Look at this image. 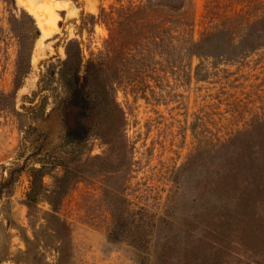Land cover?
<instances>
[{
    "label": "rangeland",
    "instance_id": "1",
    "mask_svg": "<svg viewBox=\"0 0 264 264\" xmlns=\"http://www.w3.org/2000/svg\"><path fill=\"white\" fill-rule=\"evenodd\" d=\"M117 1L15 0L16 13L30 11L41 35L16 89L15 42L0 33V90H16L11 109L0 94V178L15 163L30 120L23 95L36 88L43 62L64 56L66 37L81 39L86 51L100 46L106 27L78 31L80 10L98 13ZM263 2L193 0L187 35L161 39L150 60L137 54L125 61L122 54L114 93L125 125L114 145L121 140L124 150L109 152L94 130L86 155L108 152L105 165L91 164L88 176L63 193L55 182L61 168L54 166L35 200L27 197L30 171L22 170L0 196V264H163L162 251H199L188 264H213V251H264V179L251 167L264 151V45L243 51L233 43L245 34L241 25L264 13ZM8 8L0 0L5 27ZM219 26L229 28L222 34L231 42L204 43L200 57L182 43ZM225 210L231 214L213 215Z\"/></svg>",
    "mask_w": 264,
    "mask_h": 264
},
{
    "label": "trees",
    "instance_id": "2",
    "mask_svg": "<svg viewBox=\"0 0 264 264\" xmlns=\"http://www.w3.org/2000/svg\"><path fill=\"white\" fill-rule=\"evenodd\" d=\"M3 1L9 6L11 17L8 15L6 27L0 24V33H6L15 42L14 80L17 89L31 69L32 51L41 29L35 16L26 8L20 7L17 14L15 0ZM192 5L193 0H140L138 3L118 0L109 6L100 5L98 13L80 10V22L76 24L78 31L94 32L95 24L100 23L106 27L107 35L102 38L100 46L89 47L88 51L78 37H66L64 56H50L43 62L36 88L29 95H23L27 103H22V107L30 120L23 128L15 163L7 167V174L0 178V196L10 190L24 169L30 171L27 197L35 200L43 186V176L54 166L61 168L55 182L63 193L72 182L88 176L91 164L105 165L108 152L86 155L88 139L96 129L109 142L108 151L115 148L120 155L124 150L123 142L120 140L114 145L119 136H123L125 125L123 109L114 93L120 57L123 54L122 58L129 61L138 54L141 60H150L154 48L161 46V39L174 38L176 33L187 35L193 21ZM240 28L245 34L233 43L241 45L243 51L264 45V13ZM228 29L212 27L199 39L191 35L182 43L195 48L191 55L200 57L196 50L204 43L218 48L231 42L222 34ZM0 94L5 107L16 106V90H0ZM251 167L255 175L264 179V151L260 159L252 160ZM220 197V192L213 195L215 203ZM247 199L237 207L240 213L246 212ZM227 211H213V215L231 214ZM261 224L262 221L257 220L258 230ZM111 234L118 236L115 230ZM198 252L162 251L161 259L163 264H188L190 255ZM213 264H264V251H213Z\"/></svg>",
    "mask_w": 264,
    "mask_h": 264
},
{
    "label": "bare ground",
    "instance_id": "3",
    "mask_svg": "<svg viewBox=\"0 0 264 264\" xmlns=\"http://www.w3.org/2000/svg\"><path fill=\"white\" fill-rule=\"evenodd\" d=\"M41 21V20H40Z\"/></svg>",
    "mask_w": 264,
    "mask_h": 264
}]
</instances>
